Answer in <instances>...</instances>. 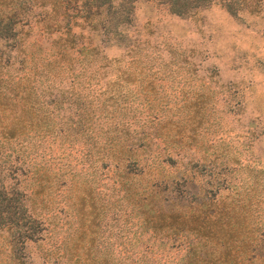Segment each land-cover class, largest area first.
<instances>
[{"label": "trees", "instance_id": "1", "mask_svg": "<svg viewBox=\"0 0 264 264\" xmlns=\"http://www.w3.org/2000/svg\"><path fill=\"white\" fill-rule=\"evenodd\" d=\"M136 1L0 0V145L17 144L22 160L42 159L24 170L9 167L10 183L0 180L6 244L15 250L60 230V264H144L140 255L163 249L176 253L171 264H264V168L235 153L228 169L224 162L216 166L231 151L222 141L200 148L198 133L212 107L203 91L179 102L181 115H134L122 82L147 80L148 88L151 72L137 68L132 46H126L123 62L99 49L118 41ZM151 1L182 15L212 0ZM223 6L234 11L230 2ZM141 104L150 106L151 99ZM50 139L77 151L79 167L53 170L47 160L56 153L47 145L34 150L35 141ZM187 148L202 155L182 162ZM167 165L178 172L150 176ZM117 202L133 218L134 239L149 232L169 242L145 243L140 251L128 237L123 244H130V254L113 258L95 236L121 207ZM93 247L103 254L92 255Z\"/></svg>", "mask_w": 264, "mask_h": 264}, {"label": "rangeland", "instance_id": "2", "mask_svg": "<svg viewBox=\"0 0 264 264\" xmlns=\"http://www.w3.org/2000/svg\"><path fill=\"white\" fill-rule=\"evenodd\" d=\"M223 2H230L234 11L229 12ZM110 42L99 46L105 56L126 61V46H132L139 56L137 68L151 72L148 88L145 86L147 80L122 82L124 97L131 102L130 112L134 115H181L183 110L178 107L179 102L203 91V97L209 98L212 107L208 109L209 119L205 128L198 133L199 137L203 135L200 148L204 143L222 141L231 151L215 160L216 166L222 168L226 163L225 169H228L234 164L235 153L241 160H250L255 166L264 168V0H212L206 6L182 15L170 13L151 0H137L132 10V21L123 27L116 44ZM144 97L151 99L150 106L141 104ZM59 143L51 139L40 143L35 141L34 150L46 145L51 148L56 154L47 161L53 170L58 167V172H66L70 166L79 167L80 164L75 163L78 152ZM17 146L15 143L0 145V180L5 183H10L6 179L9 167L10 170L19 167V171L42 162L39 155L30 161L26 160L27 157L22 160L21 149ZM161 148L158 149L164 154L166 151ZM221 149H215V152ZM15 154H18V160H12ZM201 155L200 150L187 148L182 150L180 160L199 159ZM213 155L209 154L208 158ZM173 168L167 165L158 175L152 171L150 176L155 178L162 173H176L183 166L177 160L178 171ZM98 177L99 188L104 191V177ZM58 202L57 206L63 207V198ZM117 204L121 207H117L116 215L110 213L108 222L103 220L95 236V243L108 245L113 258L117 260L130 254V244H123L128 237L133 242L132 247L140 251L145 243L169 242L166 236L152 238L149 232L137 233L134 239L131 235L134 226L130 224L133 218L124 204ZM124 221L123 231L117 232V226ZM60 234V230H56L49 238L27 241L12 250L6 244L5 230L0 229V264H60L61 251L55 248ZM101 251L93 247L90 252L92 255L103 254ZM153 251L140 255L146 260L144 264H171L172 257L176 255L170 249ZM149 253L150 256L147 255Z\"/></svg>", "mask_w": 264, "mask_h": 264}]
</instances>
